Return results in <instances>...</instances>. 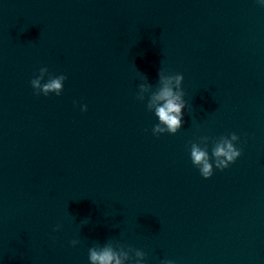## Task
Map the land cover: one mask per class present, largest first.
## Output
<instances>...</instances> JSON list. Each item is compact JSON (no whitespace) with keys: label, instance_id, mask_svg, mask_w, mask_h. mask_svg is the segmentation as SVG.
<instances>
[{"label":"clouds","instance_id":"obj_1","mask_svg":"<svg viewBox=\"0 0 264 264\" xmlns=\"http://www.w3.org/2000/svg\"><path fill=\"white\" fill-rule=\"evenodd\" d=\"M262 6H264V0H261ZM48 73L47 68H41L39 76L31 80V86L35 90L36 94H43L47 96L49 93H55L57 96L63 91V83L66 76L59 75L56 77H50L47 83H41L44 75ZM159 75V88L152 92L148 97L147 109L153 111V105L157 101H162L161 105L154 108V114L158 117L159 122L154 125L152 131L154 135L163 134L165 132L175 134L181 128L183 119V109L186 107V103L183 99L184 91L182 90V81L184 79L182 74L164 75V71H160ZM146 79V78H145ZM173 81L175 82V91L173 90ZM150 87V86H149ZM139 93L137 99L143 101L145 96L142 94L146 90L144 84L139 85ZM82 111L87 110V106H82ZM163 125L164 127H162ZM239 137L233 133L229 137H223L220 142L216 143L212 148L211 158L206 148H201L198 144L192 143L190 149V158L194 166L198 167L201 175L204 178H210L213 174V163L210 160H214L215 167L223 170L227 168L231 163L241 155V151L235 147ZM202 141L206 142L207 137L202 138ZM59 226H57L58 230ZM73 245L78 243L77 240L71 242ZM136 261L135 264H141L144 259V253L140 250H134ZM129 256L127 252H118L111 245H105L101 248L92 247L89 249V261L90 264H124L125 260H128ZM161 264H173L170 260L162 261Z\"/></svg>","mask_w":264,"mask_h":264}]
</instances>
